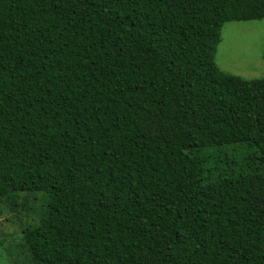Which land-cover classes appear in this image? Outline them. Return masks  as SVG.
<instances>
[{
	"label": "trees",
	"instance_id": "16d2710c",
	"mask_svg": "<svg viewBox=\"0 0 264 264\" xmlns=\"http://www.w3.org/2000/svg\"><path fill=\"white\" fill-rule=\"evenodd\" d=\"M262 17L264 0H0V202L45 196L32 264H264V78L215 62L225 22Z\"/></svg>",
	"mask_w": 264,
	"mask_h": 264
},
{
	"label": "rangeland",
	"instance_id": "374dc122",
	"mask_svg": "<svg viewBox=\"0 0 264 264\" xmlns=\"http://www.w3.org/2000/svg\"><path fill=\"white\" fill-rule=\"evenodd\" d=\"M263 56L264 17L222 25L215 52V62L221 70L245 79L264 78ZM17 195L18 205L13 209L0 202V264H30L32 261V257L24 253L22 228L39 220L45 196L40 192Z\"/></svg>",
	"mask_w": 264,
	"mask_h": 264
}]
</instances>
